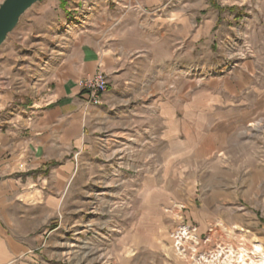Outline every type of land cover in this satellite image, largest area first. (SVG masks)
<instances>
[{"label": "rangeland", "instance_id": "374dc122", "mask_svg": "<svg viewBox=\"0 0 264 264\" xmlns=\"http://www.w3.org/2000/svg\"><path fill=\"white\" fill-rule=\"evenodd\" d=\"M208 2L228 14L230 6ZM64 16L63 0H40L0 45V130L19 120L50 80L61 79L54 58L56 39L71 27ZM224 54L229 64H216ZM248 57L255 50L238 40L182 50L184 64L169 68L167 106L175 112L167 144L114 146L87 159L89 173L73 180L51 239L14 264H243L239 252L264 264L253 245L264 253V68L245 97L219 93L218 104L205 107L207 80ZM191 102L200 105L195 114ZM177 106L186 110L179 138L172 134Z\"/></svg>", "mask_w": 264, "mask_h": 264}, {"label": "crops", "instance_id": "0c3cea01", "mask_svg": "<svg viewBox=\"0 0 264 264\" xmlns=\"http://www.w3.org/2000/svg\"><path fill=\"white\" fill-rule=\"evenodd\" d=\"M219 1L232 8L228 14L208 0H63L71 27L56 39L54 58L63 75L50 80L10 129L0 130V264H14L51 239L73 180L89 173L87 159L114 146L167 144L175 112L167 106L169 68L184 64L182 50L194 54L202 45L219 48L230 40L255 50L230 74L207 80L206 108L218 104L219 93L245 97L256 89L264 68V0ZM227 61L226 54L216 57L218 65ZM98 69L108 89L99 104H90L77 81ZM189 104L193 114L201 109ZM181 109L173 120L177 138L185 135ZM191 120L190 127L199 129ZM253 245L263 260L260 244Z\"/></svg>", "mask_w": 264, "mask_h": 264}, {"label": "water", "instance_id": "95a60500", "mask_svg": "<svg viewBox=\"0 0 264 264\" xmlns=\"http://www.w3.org/2000/svg\"><path fill=\"white\" fill-rule=\"evenodd\" d=\"M40 0H2L0 3V45L19 21L20 16Z\"/></svg>", "mask_w": 264, "mask_h": 264}, {"label": "built area", "instance_id": "2783aa9c", "mask_svg": "<svg viewBox=\"0 0 264 264\" xmlns=\"http://www.w3.org/2000/svg\"><path fill=\"white\" fill-rule=\"evenodd\" d=\"M78 85L86 95V101L90 104H99L103 93L108 89V78L106 74L98 69L92 74L78 79Z\"/></svg>", "mask_w": 264, "mask_h": 264}, {"label": "bare ground", "instance_id": "6f19581e", "mask_svg": "<svg viewBox=\"0 0 264 264\" xmlns=\"http://www.w3.org/2000/svg\"><path fill=\"white\" fill-rule=\"evenodd\" d=\"M236 258L238 259V261L240 260L243 264H250V263L245 261L244 253H242V252H239Z\"/></svg>", "mask_w": 264, "mask_h": 264}, {"label": "trees", "instance_id": "16d2710c", "mask_svg": "<svg viewBox=\"0 0 264 264\" xmlns=\"http://www.w3.org/2000/svg\"><path fill=\"white\" fill-rule=\"evenodd\" d=\"M212 4H213L214 6L216 5L214 1H212ZM230 9H232V8L230 7Z\"/></svg>", "mask_w": 264, "mask_h": 264}]
</instances>
